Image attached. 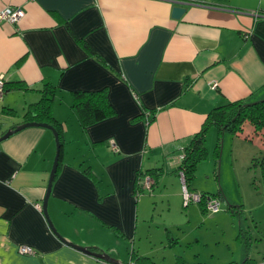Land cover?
<instances>
[{"label":"crops","instance_id":"crops-1","mask_svg":"<svg viewBox=\"0 0 264 264\" xmlns=\"http://www.w3.org/2000/svg\"><path fill=\"white\" fill-rule=\"evenodd\" d=\"M178 1L187 7L180 19L174 0H0V9L24 10L19 23L0 22V79L25 82L0 96V136L25 122L45 81L57 86L64 145L49 215L67 240L120 260L136 251L150 259L143 264L215 261L212 252L201 258L198 232L222 204L207 213L199 202L183 204L176 156L215 106L264 99V0ZM103 88L117 114L84 129L72 92ZM214 130L218 141L229 132ZM56 152L53 132L41 126L0 142V264H105L61 240L44 215ZM151 168L163 171L136 190L137 171ZM168 178L174 189L164 191ZM204 183L196 174L193 190L212 195ZM215 197L246 203L222 187ZM23 245L36 253L20 252Z\"/></svg>","mask_w":264,"mask_h":264},{"label":"rangeland","instance_id":"rangeland-1","mask_svg":"<svg viewBox=\"0 0 264 264\" xmlns=\"http://www.w3.org/2000/svg\"><path fill=\"white\" fill-rule=\"evenodd\" d=\"M63 105L61 104V107ZM23 115L25 113L21 114ZM244 127L243 134L235 136L229 131L220 135L219 141V135H216L214 130L217 128L209 127L205 140L207 153L199 162L200 165H197L196 174L200 179L203 177L205 183L208 182L207 186H212L210 193L217 195L222 187L228 198L243 199L246 202L241 209L234 207L235 213L231 212L228 203L224 202L221 206L222 210L217 213L210 212L211 214L206 216L208 222L200 223L198 233L201 238L199 243L201 251L199 252H202L203 260H207L206 256L212 252L215 258L212 264H242L245 257L243 247L245 241L251 246V257L248 262L264 264V180L260 168L250 164L253 156L258 157L264 152V136H262L264 132L255 133L253 126L248 122ZM214 161L216 169L213 167ZM171 181L172 178H168L164 182L162 186L164 191L174 189ZM181 181L179 177V184H182ZM154 190H157V184ZM241 229L243 232L239 237ZM181 243L183 247L186 246V239ZM206 246H209L208 250H205ZM126 255H122L123 261L128 260L129 257Z\"/></svg>","mask_w":264,"mask_h":264},{"label":"trees","instance_id":"trees-1","mask_svg":"<svg viewBox=\"0 0 264 264\" xmlns=\"http://www.w3.org/2000/svg\"><path fill=\"white\" fill-rule=\"evenodd\" d=\"M78 42L85 48V50L91 54L97 56L103 63L105 60L102 55L96 51L85 39H80L76 36ZM24 81H12L5 82L3 84V93L10 89L15 88L14 86L23 85ZM57 86L47 80L44 82V86L41 89L43 92L41 98L29 104L28 109L25 112L24 118L26 121H36L52 124L56 131L58 132L61 146L60 159L62 156V148L64 145V129L63 124L56 118L54 114V102H55V91ZM72 106L78 112L80 117L81 126L87 129L91 124L105 119L107 117H112L117 114L116 108L111 102L109 97V92L106 88L95 89V90H75L72 92ZM1 112H6L9 116H17V111L13 108L5 107ZM248 122L253 126L255 133L264 132V99H259L253 102H247L244 100L229 101L224 104L215 106L210 110L207 118L199 132H197L191 139L190 143L176 156V159L180 162V170L183 173L185 184L190 190H193L192 182L196 176V169L199 162L205 158L207 153V148L205 146L207 130L211 126H216L221 133L224 130H229L230 132L237 134L242 132L245 123ZM264 136V134L262 135ZM263 138V137H262ZM264 140V139H263ZM183 155V157H180ZM251 163L254 167H259L262 173V178L264 180V152L258 156L253 157ZM61 166L59 161L58 170ZM162 168H151V169H139L136 173L135 186L138 190L139 186H142L143 179L149 176L153 181L157 180V175H160ZM163 171V170H162ZM84 172L92 175V171L89 168L84 169ZM57 174V173H56ZM154 184V183H153ZM204 198L200 202L201 206L206 209V202L208 193L203 194ZM216 196V195H215ZM214 196V197H215ZM231 212L235 213L234 207H240L233 203H228ZM243 229L239 232V237L242 236ZM245 257L242 264H252L249 263L250 259V244L245 241L244 244ZM133 261L143 264V261L150 260L149 258L139 255L136 251L132 253ZM198 264V263H195ZM200 264H203L201 262Z\"/></svg>","mask_w":264,"mask_h":264},{"label":"water","instance_id":"water-1","mask_svg":"<svg viewBox=\"0 0 264 264\" xmlns=\"http://www.w3.org/2000/svg\"><path fill=\"white\" fill-rule=\"evenodd\" d=\"M174 2H175V6L173 7L172 16L174 18H176V19H180L186 13L187 7L183 6V4H181V3H183L182 1L174 0ZM31 126H41V127H46V128L51 129V131L53 132V134L55 136L56 145H57L56 157H55L54 165H53V168H52V171H51V174H50V179H49V183H48L47 192H46L45 198L43 200V205H42V209H43L44 215H45V217H46L51 229L66 244L72 245V246L82 250L83 252L96 257L97 259L103 260L105 262V264H126L128 261L127 262H123L122 260L112 256L111 253L108 252V251H105V250H102V249L100 251H93L89 247L77 245V244L73 243L72 241L67 240L57 230L55 224L53 223V220L51 219V217L49 215V208H48L49 207V199H50V196H51V193H52L53 184H54V181H55V178H56V173H57V170H58L60 152H61V146H62V144L60 143L58 132L56 131L55 127L52 124H48V123L36 122V121H26V122H23L21 124L16 125L13 128L8 129L7 132H5L4 134H2L0 136V142L5 140V139H7L8 137L13 135L14 133L19 132V131H21V130L27 128V127H31Z\"/></svg>","mask_w":264,"mask_h":264},{"label":"built area","instance_id":"built-area-1","mask_svg":"<svg viewBox=\"0 0 264 264\" xmlns=\"http://www.w3.org/2000/svg\"><path fill=\"white\" fill-rule=\"evenodd\" d=\"M23 13H24V10L22 7L7 6L4 9H0V22L8 21V22H11L13 24H17L21 20ZM3 84H4V80L0 79V96H2L3 91H4ZM180 157H183V155H181ZM182 176H183V173H182ZM183 179H184V176H183ZM151 183H152V179H150L149 176H146L143 179L144 187H147V186L150 187ZM203 196L204 195L202 192L200 193L199 191L190 190L188 188V186L185 184V179H184L183 204L185 206H188L190 203H194V202L200 203L204 198ZM221 202H222L221 199H219L217 197L208 196L207 202H206V204H207L206 207L212 211H217V210H219V208L222 204ZM20 252L27 253V254H35L36 250L34 247H32L30 245H23L20 247ZM126 264H140V263H137V262L133 261L132 258H130V260Z\"/></svg>","mask_w":264,"mask_h":264},{"label":"flooded vegetation","instance_id":"flooded-vegetation-1","mask_svg":"<svg viewBox=\"0 0 264 264\" xmlns=\"http://www.w3.org/2000/svg\"><path fill=\"white\" fill-rule=\"evenodd\" d=\"M220 199V198H219ZM251 257V256H250Z\"/></svg>","mask_w":264,"mask_h":264}]
</instances>
